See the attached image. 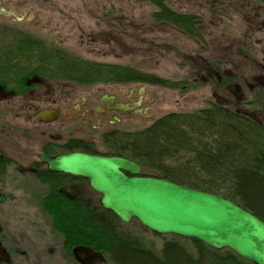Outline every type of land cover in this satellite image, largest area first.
<instances>
[{
  "label": "flooded vegetation",
  "instance_id": "obj_1",
  "mask_svg": "<svg viewBox=\"0 0 264 264\" xmlns=\"http://www.w3.org/2000/svg\"><path fill=\"white\" fill-rule=\"evenodd\" d=\"M1 2L0 157L9 162L2 184L11 172L20 179H27L41 189V206L57 203L78 205L96 214L102 209L101 195L91 188L88 179L51 171L42 157L54 159L67 154L84 153L120 158L140 167V173L136 177L160 179L157 174L136 161L130 150L132 136L144 132L156 121L153 120L154 110L164 101V98L155 96V92L150 89L152 87L170 93L175 91L173 95L177 96L178 104L181 89L185 92L193 89L191 91L195 92L199 85L200 88H207L211 97L208 105L201 110L215 104L257 119L249 114L256 113L257 109L251 111L249 108L256 106L252 96L264 95V8L260 7L264 5L262 0H236L234 5L231 4L234 8L238 7L243 15H246L245 10L247 13L252 10L256 18L255 24L249 25L253 32L247 36L248 41L242 46L235 43L233 45L235 53L241 56L239 61L236 60L239 70L225 69V63L214 68L209 60L201 58V62H195L191 59L193 75L188 76V80L174 81L178 83L174 90L139 81L100 83L76 79L77 76L57 67V55L61 50H55L54 47L56 44L62 47L66 44L63 40H58L61 37L57 34L58 27L50 29L47 35L40 36L42 39L38 40L35 38L38 35L37 24H29L31 28L27 27L22 23L26 13L19 14L20 7H3L4 3ZM9 3L8 1L6 4ZM167 3L177 14L197 15ZM153 8V13L159 11ZM32 18L37 20V16ZM155 23L175 28L166 22ZM29 37L33 39H28ZM66 37L70 40L72 35ZM81 41V47L84 44L88 47L97 44V38L93 36L86 37V40L82 36ZM97 55L99 57L101 54ZM214 77L217 79L215 87L212 85ZM212 98H215L214 102ZM149 121H152L150 125ZM20 145L23 150L14 151ZM125 175L134 177L129 173ZM123 225L132 227L128 231L131 237H140L145 242L144 234H139L137 227L144 231L149 230L138 220L133 219ZM0 246L8 253L1 238Z\"/></svg>",
  "mask_w": 264,
  "mask_h": 264
},
{
  "label": "rangeland",
  "instance_id": "obj_2",
  "mask_svg": "<svg viewBox=\"0 0 264 264\" xmlns=\"http://www.w3.org/2000/svg\"><path fill=\"white\" fill-rule=\"evenodd\" d=\"M8 1L11 4H6ZM235 1H168L170 6L194 12L202 18L203 24L199 28L202 42L199 43L175 28L155 23L152 18L154 8L142 0H0L5 4L3 7H20L19 14L26 13L22 23L27 27L37 24L39 36L35 38L38 40L47 35L50 29L58 27L57 34L61 36L58 40L66 44L63 47L56 44L54 47L61 50L56 56L59 59L57 67L63 60L84 61L94 65L129 68L169 81L188 80V76L193 75L192 61L201 62V58L209 60L214 68L225 63V69L239 70L236 60L239 61L241 56L235 53L233 45L242 46L248 41L247 36L253 32L249 25H254L256 18L252 10L248 13L245 10L246 15H243L238 7H232ZM260 7L264 8V5ZM33 16H37L36 21ZM69 34L72 35L70 40L66 37ZM82 36L85 40L88 36L96 37L97 44L91 47L84 44L81 47ZM97 53L101 55L98 57ZM232 61L236 62L230 64ZM92 82L112 83L106 79ZM216 84L214 77L213 87ZM198 86L195 92L191 91L193 89L186 92L181 89L178 104L177 96L173 95L175 91L170 93L156 87L150 88L155 96L164 98L154 110L153 120L170 113H193L205 108L211 97L207 88ZM175 87L170 88L174 90ZM211 100L214 102L215 98ZM252 100L256 106L249 110L257 109V112L249 114L256 116L257 119L253 120L264 127V95L252 96ZM151 123L149 121V125ZM21 150V145L14 149ZM0 195L5 198L0 203V238L10 255L9 264H78L72 251L66 252L64 238L55 230L52 219L40 205L41 189L38 186L11 172L0 188ZM125 226H128V230L132 229L129 225ZM137 228L139 234H144L147 243L158 248L171 236ZM104 259L105 263L92 264H113L106 257Z\"/></svg>",
  "mask_w": 264,
  "mask_h": 264
},
{
  "label": "trees",
  "instance_id": "obj_3",
  "mask_svg": "<svg viewBox=\"0 0 264 264\" xmlns=\"http://www.w3.org/2000/svg\"><path fill=\"white\" fill-rule=\"evenodd\" d=\"M159 11L155 22H166L202 42L198 15L177 14L167 0H142ZM264 1V0H262ZM31 39V38H28ZM84 82H144L175 87L178 83L129 68L68 60L58 66ZM180 84H183L181 82ZM132 156L160 179L219 195L264 222V127L235 110L212 104L193 113H171L131 138ZM9 162L0 157V188ZM44 212L64 238L67 253L90 245L113 264H252L226 249L216 251L193 239L170 236L161 247L131 237L111 212L96 214L78 205H44ZM72 254V253H71Z\"/></svg>",
  "mask_w": 264,
  "mask_h": 264
},
{
  "label": "water",
  "instance_id": "obj_4",
  "mask_svg": "<svg viewBox=\"0 0 264 264\" xmlns=\"http://www.w3.org/2000/svg\"><path fill=\"white\" fill-rule=\"evenodd\" d=\"M42 159L51 171L88 179L101 195L102 209L123 224L136 219L157 235L193 239L216 251L228 249L252 264H264V222L219 195L169 180L136 177L140 167L120 158L72 153ZM4 201L0 195V203ZM72 256L78 264L105 263L100 252L87 246L74 247ZM10 261L0 246V263Z\"/></svg>",
  "mask_w": 264,
  "mask_h": 264
}]
</instances>
